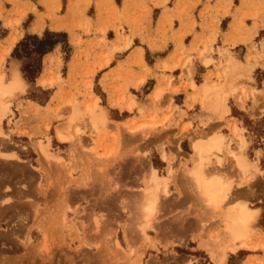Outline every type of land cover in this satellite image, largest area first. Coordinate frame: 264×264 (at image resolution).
<instances>
[{
	"label": "rangeland",
	"instance_id": "374dc122",
	"mask_svg": "<svg viewBox=\"0 0 264 264\" xmlns=\"http://www.w3.org/2000/svg\"><path fill=\"white\" fill-rule=\"evenodd\" d=\"M13 12L15 15L13 18L4 19V25L11 31L5 37L4 43H0V72L4 74L5 81L10 78V75L8 78L5 77L3 70L5 65H8L5 62L6 58L17 40L22 37L19 24L23 11L16 6ZM253 17H257L256 12L253 13ZM263 23L262 17L261 24ZM257 25L255 22L253 31H256ZM5 31L4 27H0V37ZM79 42L80 39L77 38L75 43ZM227 50L218 49L220 54ZM212 51L210 45H204L199 50L198 54L202 57L204 64L213 61ZM19 60L21 64L24 62V59ZM53 64L56 67V78L50 77L47 83L50 87L54 85V82L59 84L62 81L58 70L61 64L59 56L50 61V65ZM259 65H264V41H260L258 46L252 41L247 48L242 65L244 66L242 72L246 74L244 77L249 78L252 69ZM13 67L15 66L10 67V72ZM48 74L53 75L51 68ZM11 80L12 78L4 85L1 84V87L6 86ZM40 81L37 80L38 84L45 88L46 83L42 85ZM90 84L88 83V86ZM25 86L23 83V88L15 91L9 98L11 100L8 108L0 117V153L3 154L0 156V264H215L222 250L224 255L219 264L235 263L244 254L240 250L262 252L260 257L247 256L241 264H264V234L261 235L254 226L258 213V208L254 205L264 206V198L257 201L232 200L234 190L242 182L251 192L257 191L254 183L262 173L259 166L264 169V150L258 149L259 146H264L262 144L264 118L251 122L244 117L249 130L247 133L250 135L248 140H251L247 149L248 156L245 154L247 140L242 133L244 128L240 127L237 131L240 135L232 131L231 137L217 131L206 136L189 135L190 148L186 141L181 142V148L185 151L191 149V151L182 161L179 160L178 169L174 161L180 157L173 152L167 154L161 149V159L166 163L163 169L164 163L157 152L152 151L148 155L141 150V139L154 131L158 124L155 116L145 119L143 107L137 105L139 117L142 119L132 117L120 123L123 132L118 135V130L109 131L108 129L109 120L104 106V119H97L95 122L90 119L86 106L94 105L95 101L97 103L98 95L95 97L88 88H76L73 92L66 93L67 97L63 99V106L57 107L53 112L56 118L64 119L53 128V137L56 140L51 141L48 133H42L37 138H33L31 134H29L30 137L15 135V130L8 128L11 117L14 115L11 107L12 99L17 93H23ZM232 92L235 94L236 89ZM256 92L254 91L252 96L253 100L256 99ZM47 93L48 91L42 92L35 87H30L24 96L43 102ZM78 96L82 98L79 99ZM93 96L95 97L93 104H88V97ZM132 96L135 98L133 94ZM131 102L133 104L134 99ZM244 103V100L240 103L242 108ZM17 106L20 108V103ZM66 108L68 112L64 115ZM95 109L98 114L99 108L95 107ZM206 109L213 111L210 108ZM159 122L163 125V122ZM201 123L206 124L203 121ZM49 126V122H46L44 130H47ZM58 126L69 135L64 144L55 137ZM19 132L25 133V131ZM189 133L190 131L183 127L179 139L181 140ZM216 135L222 136L223 146L221 150L215 152L218 157L212 153L209 154V159L205 161V170L208 168L207 171L213 170L212 172L215 173L217 170L218 175L231 183L228 196L219 209L214 208L201 196L186 173L188 166L193 164L192 140L203 139L204 141ZM232 140H235L237 149L232 147ZM41 146L45 147L49 156L41 152ZM5 148L11 150L5 151L3 150ZM230 151L242 154L246 165L238 164ZM224 159L232 160L237 166L242 174L240 181L228 177L222 170ZM187 161L191 164L187 165ZM149 167L155 168L159 175L166 176L167 184L165 193L160 188H151L157 199L153 211L148 216L151 225L146 226L144 225L146 213L142 209L143 198L140 192L145 187ZM178 171L187 179V188L191 194L203 208L212 213L210 217L214 221L215 230L208 231L207 237L199 235L196 238L197 246L201 250L193 248V243L174 245V243L183 242V238L179 241L167 240V235L177 232L187 222L186 219L178 216L183 205H177L178 201L174 197L168 199L171 195L169 184ZM129 179L132 182H129ZM181 196L182 194H179V197ZM237 204H246L256 209L255 217L249 224L248 234L244 237L246 246L239 245L241 240L230 238L226 227L225 218L228 211ZM189 209L192 210L191 205ZM202 213L204 214L203 211ZM205 220V218L202 219L203 233L208 227L204 223ZM258 225L264 227V216L259 220ZM192 238L195 239V236ZM169 245L173 247L168 248ZM232 246L233 249H230ZM208 249H211L212 253ZM229 254L231 256L225 263Z\"/></svg>",
	"mask_w": 264,
	"mask_h": 264
},
{
	"label": "crops",
	"instance_id": "0c3cea01",
	"mask_svg": "<svg viewBox=\"0 0 264 264\" xmlns=\"http://www.w3.org/2000/svg\"><path fill=\"white\" fill-rule=\"evenodd\" d=\"M16 6L23 11L19 24L22 37L26 33L40 35L45 29L63 31L67 34L70 53L65 59L61 45H55L42 56L41 70L34 81L28 82L21 72L20 60L11 59L10 53L15 45L11 48L5 61L8 65L3 69L5 77L10 75V78L5 81L4 74L0 72L1 84L4 85L13 78L12 73H16L26 85L25 91L17 93L12 99L14 115L8 128L15 130V135L30 137L31 134L37 138L42 133H48L51 141L56 140L53 128L64 119L56 118L53 112L63 106L66 93L76 88H88L95 97L98 95L97 104L106 109L109 131L118 130V135L123 132L120 123L132 117L142 119L137 105L143 107L145 119L155 116L158 124L154 131L141 139V150L148 155L155 151L160 159L161 149L167 154L175 153L180 157L174 161L176 169L191 151L181 148L182 141L189 143V135L206 136L217 131L231 137L232 131L240 135L237 131L243 127L247 155L251 140H248L250 135L244 117L251 122L264 118V65L255 66L249 78L244 77L246 74L242 72V65L251 42L258 46L260 41H264V23L261 24L264 0H0V27L6 29L0 43H4L11 31L4 25V19L15 16L13 10ZM254 12L257 17H253ZM255 22L258 25L253 31ZM77 38L80 39L78 44L75 43ZM204 45L213 49V61L207 64L198 54ZM218 49L228 50L220 54ZM57 56L61 59L58 70L62 81L59 84L54 82L50 87L47 84L50 77L56 78V61L52 66L50 61ZM13 65L15 67L10 72ZM49 68L53 75L48 74ZM38 79L42 85L46 83L45 88L38 84ZM88 83H91L90 86ZM204 83L227 88L223 101L225 109L216 106L212 94L203 93L201 85ZM30 87L48 91L47 99L40 102L25 97L24 93ZM233 89H236L235 94ZM254 91H257L255 100L252 98ZM94 96L88 97V104L93 103ZM242 100L245 102L243 108L240 105ZM67 112L66 108L64 115ZM220 113L224 114L219 116ZM202 121L206 124L203 125ZM46 122L50 126L44 130ZM2 124L4 126V122ZM183 127L190 133L180 140ZM59 142L64 144L66 141ZM231 145L237 149L235 140L231 141ZM258 149L263 151L264 146ZM163 163L165 169L166 163ZM186 163L191 164L190 161ZM259 168L262 173L254 183L257 191L251 192L242 182L234 190L232 200L257 201L264 198V169ZM222 170L235 181L241 180L242 174L232 160L224 159ZM186 182L187 179L178 171L169 184L171 195L168 199L174 197L177 205H183L178 216L187 222L177 232L167 235V240L171 242L183 238V242L174 245L193 243V248L201 250L196 238L199 235L207 237L208 231L215 230L214 221L210 217L212 213L191 194ZM179 194L182 196L179 197ZM254 207L258 208L254 226L263 235L264 227L258 222L264 216V206L256 204ZM204 218L209 228L206 227L203 233L201 226ZM240 251L244 252L243 256L233 264H241L249 255L262 256L260 250Z\"/></svg>",
	"mask_w": 264,
	"mask_h": 264
},
{
	"label": "bare ground",
	"instance_id": "6f19581e",
	"mask_svg": "<svg viewBox=\"0 0 264 264\" xmlns=\"http://www.w3.org/2000/svg\"><path fill=\"white\" fill-rule=\"evenodd\" d=\"M0 88H1L0 91V117H1L4 111L8 108V103L11 100L9 98L15 93V91L17 90L19 91L23 88V83L20 77L16 73H13L12 80L6 86L3 87H1V76H0ZM201 88L204 94L207 93L212 94L213 101L216 103L217 107L222 106V109H225V105L223 101L227 92L226 87H225L226 89H222L214 84L204 83L201 85ZM95 107H98L100 110L98 114L96 112ZM86 111L90 115L91 117L90 119L92 120V122H95L97 119L102 120L101 118L104 117V109L102 106L98 105L96 101L92 106L87 105ZM56 138L60 141H65L68 140L69 135L67 133H64L63 130H61V128H57ZM241 143L243 144L242 140ZM191 145L193 149V154H192L193 164L186 170V173H188V177L192 179L193 184L195 185L201 196L208 203H210V205L214 206V208L219 209L221 203L225 201L226 197L228 196V193L231 189V183L227 180H224L222 176L218 175L219 173H217L218 171L216 169H215L216 173L212 172L213 170L211 172L207 171L209 170L208 168L205 170V161L209 159L210 153L218 157L215 152L221 150L223 146L222 136L216 135L210 139L207 140L205 139L204 141L203 139L200 141H198V139L197 140L194 139L192 140ZM40 150L45 156H49L45 147L42 148L41 146ZM230 153L233 154L234 158L237 159L238 164H240L241 166L246 165V160L242 154L236 152L234 153L232 151H230ZM0 156H3V154L0 153ZM166 184H167L166 176L159 175L155 168L149 167L148 176L145 181V187L140 192V196L143 198L142 209L144 213H146V218L144 219V225L146 226L151 225L150 218L148 216L153 211L154 203L157 199L156 194L151 191V188L154 189L160 188L161 191L165 193ZM255 214H256V209L250 208L246 204H237L235 206H232V208L228 211V214L225 218L226 227L230 233L231 236L230 238L241 240L239 243L240 246H246L244 237H246L248 234L249 224L253 221ZM201 245L204 246V244ZM206 247H210V246L206 245ZM230 249H233V246ZM208 250L211 251V249ZM223 252L224 250H222L220 256H218V259L215 262V264L220 263L224 255Z\"/></svg>",
	"mask_w": 264,
	"mask_h": 264
},
{
	"label": "trees",
	"instance_id": "16d2710c",
	"mask_svg": "<svg viewBox=\"0 0 264 264\" xmlns=\"http://www.w3.org/2000/svg\"><path fill=\"white\" fill-rule=\"evenodd\" d=\"M57 44H61V49L66 59L70 53L66 32L45 29L41 35L26 33L15 44L10 56L16 59H24V62L21 64V72L28 82H33L34 78L41 70L42 56L51 51ZM147 60H149L148 55ZM41 91L43 92L46 90ZM47 96L48 93L45 99H47ZM233 112H235V109H233Z\"/></svg>",
	"mask_w": 264,
	"mask_h": 264
}]
</instances>
